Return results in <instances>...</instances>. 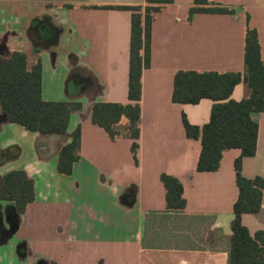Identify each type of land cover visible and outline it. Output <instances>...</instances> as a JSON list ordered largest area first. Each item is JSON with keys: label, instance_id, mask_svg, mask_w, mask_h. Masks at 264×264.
Returning a JSON list of instances; mask_svg holds the SVG:
<instances>
[{"label": "crops", "instance_id": "crops-1", "mask_svg": "<svg viewBox=\"0 0 264 264\" xmlns=\"http://www.w3.org/2000/svg\"><path fill=\"white\" fill-rule=\"evenodd\" d=\"M229 13H191L195 0H174L155 14L150 65L142 73L138 160L133 140H112L92 122L96 103L128 104L132 12L145 0H0V55L21 51L42 63V98L81 105L63 134L41 135L9 123L0 107V179L23 170L35 201L18 215L0 197V264H228L238 199L235 163L224 152L215 172H198L200 139L187 137L183 116L200 129L214 102L174 103L179 71L245 74L247 26L257 32L264 62V0H212ZM249 94L242 81L231 98ZM257 151L241 161L249 180L264 181V112ZM80 126V159L70 176L57 170L60 150ZM184 187L183 214L166 210L161 176ZM251 235L259 213L244 214Z\"/></svg>", "mask_w": 264, "mask_h": 264}, {"label": "trees", "instance_id": "trees-1", "mask_svg": "<svg viewBox=\"0 0 264 264\" xmlns=\"http://www.w3.org/2000/svg\"><path fill=\"white\" fill-rule=\"evenodd\" d=\"M145 6H104L103 8L132 12L128 104L96 103L92 109V122L106 130L112 140H133L132 152L138 160L140 135V101L142 73L150 65L151 28L155 14L162 6L174 0H145ZM191 13H229L214 7L212 0H195ZM245 74L179 71L174 77L173 102L197 104L211 99L214 104L211 117L201 129L189 124L183 116L187 137L200 139L201 155L198 172H215L221 166L224 152L240 149L235 170L238 199L234 205V218L229 238L228 264H264V231L251 235L243 224L244 214L259 213L264 196V181L249 180L241 173L244 157H253L257 151L258 124L253 113L264 112V62L257 32L247 26L245 38ZM244 81L249 94L237 102L231 98L234 88ZM0 107L9 123L41 135L63 134L69 129L71 114L81 108L69 102H46L42 98V63L37 59L29 66L28 57L21 51L0 55ZM81 130L72 133V141L65 145L57 158V170L70 176L73 165L80 159ZM166 190V210L183 214L186 208L182 182L167 174L161 176ZM0 197L14 205L18 215L25 213L35 201V183L23 170L4 175L0 179Z\"/></svg>", "mask_w": 264, "mask_h": 264}]
</instances>
